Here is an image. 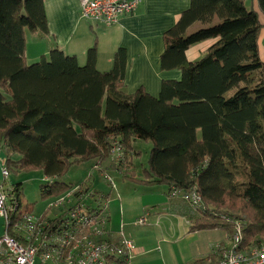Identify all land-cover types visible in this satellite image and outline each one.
Returning <instances> with one entry per match:
<instances>
[{
	"label": "trees",
	"instance_id": "trees-1",
	"mask_svg": "<svg viewBox=\"0 0 264 264\" xmlns=\"http://www.w3.org/2000/svg\"><path fill=\"white\" fill-rule=\"evenodd\" d=\"M255 1L258 10L246 0H190L164 32L160 56L161 69H179L181 77L163 80L154 96L141 87L122 89L124 47L108 71L96 67V46L83 65L58 48L26 62L25 30L48 29L43 0H0V143L6 166L42 171L46 200L76 187L78 196L86 192L84 184L62 181L73 165L95 160L97 166L116 144L132 157V140L141 139L151 143L143 177H123L166 185L169 192L196 190L199 208L181 198L171 205L190 220V232L221 229L230 238L239 226L242 246L264 245V0ZM211 38L202 57L187 59L190 45ZM215 256L221 253L188 264Z\"/></svg>",
	"mask_w": 264,
	"mask_h": 264
},
{
	"label": "crops",
	"instance_id": "crops-1",
	"mask_svg": "<svg viewBox=\"0 0 264 264\" xmlns=\"http://www.w3.org/2000/svg\"><path fill=\"white\" fill-rule=\"evenodd\" d=\"M249 1L254 9L258 10L257 2L246 0V4ZM43 4L48 29L45 33L25 30L26 62H35L41 56L48 57L51 49L58 48L65 54L75 56L78 63L83 65L87 59L88 49L96 46V67L99 71H108L113 66L116 50L119 47H124L127 53V65L122 89L125 92L132 93L141 87L149 94L157 96L163 80L179 79L181 77L179 69H161L160 56L165 46L164 32L177 22L181 13L189 7L190 0H142L132 13L121 15L116 22L111 24L86 19L81 12V0H43ZM260 19L263 23L264 16L262 14H260ZM214 40L211 38L190 45L186 50L187 59L195 61L202 57ZM259 48L261 59L264 61V28L260 34ZM138 140L141 139L132 140V157H136L140 153V149L135 146ZM144 143L146 151L149 152L151 143L147 141H144ZM5 156L3 144L0 143V170L5 165ZM14 156L18 157V154ZM132 157L130 160H132ZM94 161H88L91 163V169L97 168L99 170L105 169L107 172L110 170L120 172V169L110 164V157L97 166L93 164ZM131 167L135 177H143L142 170L144 167L141 172L136 169L135 164ZM91 169L85 180L78 182V184L85 185L84 191L90 193L88 199H92V201L88 202L85 199V194L82 195V198L86 200L87 205L100 213L99 216L104 220L106 229L111 232L113 237H118L121 230L122 233L124 232L123 234L131 237L138 248L134 259L141 253L151 254V249L148 246L152 242V233H154L152 231V220H158L160 217L168 215L178 217L182 219V225H187V234L196 232L188 230V225L191 224L189 219L171 210L172 203L178 197L172 198L166 185L135 183L130 180L133 185L132 188L139 189L133 190L132 195L125 194V188L120 193L117 189L119 184L114 189L106 186V191H104L102 188L93 187L94 174H98L99 177L101 175L98 171H92ZM88 175L92 177L88 178ZM121 185L124 187L123 184ZM140 191L144 196H141ZM111 192L114 193L113 197H109ZM122 196L128 197V201L125 199L122 201ZM142 214L147 216L146 222L149 220L150 227L138 233L132 228L126 227V224H134L133 222ZM213 252L215 253L213 250L210 254ZM198 259H203V257ZM142 260L143 264H152L150 257H143ZM218 260L219 257L215 256L214 260L209 258L206 264H215ZM191 262L174 260L172 264H188Z\"/></svg>",
	"mask_w": 264,
	"mask_h": 264
},
{
	"label": "built area",
	"instance_id": "built-area-1",
	"mask_svg": "<svg viewBox=\"0 0 264 264\" xmlns=\"http://www.w3.org/2000/svg\"><path fill=\"white\" fill-rule=\"evenodd\" d=\"M142 0H81L82 15L93 22L114 23L123 14L132 13ZM122 146L116 144L111 158L120 160ZM0 177V264H130L138 248L131 237L118 235L110 238L100 213L84 204L82 195H75L78 187L49 199L48 209L39 216L34 208L22 200V189L11 182L10 170L2 166ZM111 187H115L109 174L104 173ZM172 198L186 200L194 209L202 205L196 190L169 192ZM147 216L137 218L145 224ZM230 245L217 246L214 251L221 257L215 264H264V245L242 246V231L236 227Z\"/></svg>",
	"mask_w": 264,
	"mask_h": 264
},
{
	"label": "rangeland",
	"instance_id": "rangeland-1",
	"mask_svg": "<svg viewBox=\"0 0 264 264\" xmlns=\"http://www.w3.org/2000/svg\"><path fill=\"white\" fill-rule=\"evenodd\" d=\"M135 146L140 149V153L136 157H132V160H130L131 156L127 158L125 148L122 147L121 156L119 157L120 160L117 163L112 160L110 161V164H121L120 172H117L115 170L106 172L105 169H103L102 171L101 169L99 170L97 168L91 169V163L87 161L79 165H73L68 173L63 177L62 181H64L65 183H78L82 180H85L87 173H90L91 169L92 171H98L102 177H99V175L96 173L94 174V188H102L104 191H106V186H108L110 189H114L119 184L117 189L120 193H122L123 188H125V194L129 193L132 195L133 190L139 189H133L131 181L127 180L128 178L125 179L123 175L130 176L132 173H134L131 167L134 166V164L136 165V169L140 170L141 172V169L146 166L148 156V150L146 151L145 143L143 140L136 141ZM109 157L110 159L113 157L117 158V156L115 154L113 155V153H111ZM9 170L11 172L9 178L13 181V183H21L17 186L19 187V189H22V200L26 201L29 204H34V214L39 216L41 213L45 212L46 215L52 216L53 210H47L49 201L46 200L47 198H42L40 194V184L44 183L45 181L43 179L44 175L42 171L36 169L28 171H21L19 169H16L15 171L13 169ZM105 172L108 173L114 181V188L111 187L110 183L105 179ZM90 175H88V178L92 177ZM102 179L105 183L102 181ZM121 184H123L124 187H122ZM140 193L141 196H144L142 191H140ZM84 194L85 199L88 200V202H91L92 199H88L90 193L85 192ZM113 196L114 193L111 192L109 197ZM124 199L128 201L129 198L122 196V201ZM86 200H84V198L82 199L84 204L87 203ZM136 220L132 225L126 224V227L132 228L136 233L146 229L147 227H150L148 223L149 220L145 224H137ZM104 227L106 228L105 223ZM160 230H162L161 234ZM186 230L187 225H182V219L178 217H172L168 215L165 217H160V219L158 220H152V231H154V233H152V242L148 246L151 249V254L141 253L139 254V256H137L136 259H132L130 264H143V257H150L152 259V264H172L174 260L187 263L198 258H206L208 254H210L214 249L217 248L218 245H220L221 247H225L227 245H230L231 243L229 236H227L225 231L221 229H205L189 234L186 233ZM109 234L111 239L114 240V238H117L113 237L111 232H109ZM109 264H113V262L109 261Z\"/></svg>",
	"mask_w": 264,
	"mask_h": 264
}]
</instances>
